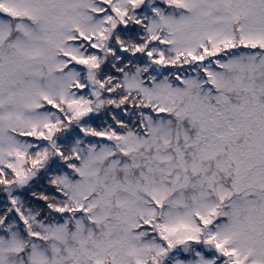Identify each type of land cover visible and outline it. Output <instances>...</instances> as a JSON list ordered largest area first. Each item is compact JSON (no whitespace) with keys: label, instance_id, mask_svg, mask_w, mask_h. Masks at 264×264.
Masks as SVG:
<instances>
[{"label":"snow or ice","instance_id":"snow-or-ice-1","mask_svg":"<svg viewBox=\"0 0 264 264\" xmlns=\"http://www.w3.org/2000/svg\"><path fill=\"white\" fill-rule=\"evenodd\" d=\"M0 264H264V0H0Z\"/></svg>","mask_w":264,"mask_h":264}]
</instances>
